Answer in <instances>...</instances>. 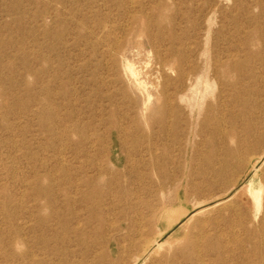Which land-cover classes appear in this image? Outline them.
Listing matches in <instances>:
<instances>
[{
	"label": "rangeland",
	"instance_id": "rangeland-1",
	"mask_svg": "<svg viewBox=\"0 0 264 264\" xmlns=\"http://www.w3.org/2000/svg\"><path fill=\"white\" fill-rule=\"evenodd\" d=\"M263 159L264 0H0V264H243Z\"/></svg>",
	"mask_w": 264,
	"mask_h": 264
},
{
	"label": "bare ground",
	"instance_id": "bare-ground-1",
	"mask_svg": "<svg viewBox=\"0 0 264 264\" xmlns=\"http://www.w3.org/2000/svg\"><path fill=\"white\" fill-rule=\"evenodd\" d=\"M134 76V74H133ZM165 105V104H164ZM168 105V104H167ZM161 123V122H160ZM176 128V127H175ZM169 131V130H168ZM175 140V139H174ZM172 144H176V142L174 141ZM167 156V161L169 160V155L168 153H166ZM264 161V159H263ZM257 164L258 161H255L252 163L251 168L253 171V176L257 177L258 176V169H257ZM166 164L163 163L162 165L159 166V168H161L159 171L161 173H164L166 170ZM251 171V172H252ZM255 183H253V179L250 181L249 185L251 188H253L255 185ZM255 188V197H257L258 193L262 191V187L261 185H257V187ZM260 196L258 201L254 204H256L257 206L260 205ZM207 204V203H206ZM181 209V207H180ZM174 210V209H173ZM171 209H165V211H163L161 217L166 221V224L168 225V227L170 228L173 224H178L181 225L183 224L180 219L185 216L186 214H188L187 211H173ZM182 210V209H181ZM194 214V213H193ZM253 218H256V215L253 213ZM241 220V219H239ZM242 221L245 222V218H242ZM252 226H249L247 228H244V241L245 243L248 245V256L245 254V262L243 264H264V215H262V218L259 220L258 223V228H251ZM147 241V240H146ZM149 245H145V251L147 252H153L156 251L159 246H160V242H155L153 244L148 243ZM220 248L219 243H216V251H218V249ZM255 258L257 262L253 263L252 259Z\"/></svg>",
	"mask_w": 264,
	"mask_h": 264
}]
</instances>
